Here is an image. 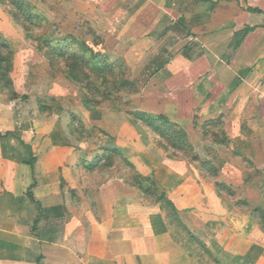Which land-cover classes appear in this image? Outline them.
<instances>
[{
    "label": "crops",
    "instance_id": "obj_1",
    "mask_svg": "<svg viewBox=\"0 0 264 264\" xmlns=\"http://www.w3.org/2000/svg\"><path fill=\"white\" fill-rule=\"evenodd\" d=\"M39 1L26 0L47 22L55 20L62 33L81 41L96 37L98 43L89 46L130 72L137 102L131 112L146 111L189 131L217 122L227 142L210 143L218 158L229 154L216 163L219 169L228 171L233 182L257 171L264 179V0ZM13 22L0 3V34L15 43L23 30ZM21 49L13 47L15 69ZM77 102H83L85 110L78 115L90 124L93 149L121 151L138 172L162 186L167 164L166 171L179 175V181L191 185L197 180L190 163L158 159L152 129L124 109L90 110L89 99ZM20 111L6 113L12 130L22 131L15 121L23 116ZM62 111L32 113L37 118L26 120L24 142L0 138V264H197L174 239L161 211L135 203L125 176H108L99 190L86 184L83 164L94 160L49 133L64 130L58 121ZM234 153L240 160H233ZM204 187H190L191 199L176 202L178 208L210 198L212 189ZM244 222L239 241L256 227ZM254 231L246 251L238 253L243 264H264V231ZM218 257L224 264L234 260L227 252Z\"/></svg>",
    "mask_w": 264,
    "mask_h": 264
},
{
    "label": "rangeland",
    "instance_id": "obj_2",
    "mask_svg": "<svg viewBox=\"0 0 264 264\" xmlns=\"http://www.w3.org/2000/svg\"><path fill=\"white\" fill-rule=\"evenodd\" d=\"M37 1V4H39L40 1ZM3 5L6 7V12L11 15V12L15 8L8 3ZM51 5L52 7L50 8H53V3ZM34 8L35 11H38V8L35 6ZM50 11L56 12V10L52 9ZM29 13L27 10H18L17 14L19 15V19L17 22L14 20L15 22L12 23L13 26L16 23L23 30L22 33H18L20 37L17 39V42H10L9 39L4 38L0 34L2 35L1 38L5 39L10 45L9 51L4 52V54H10L11 50L13 60L8 74L11 77L12 84L7 86L5 81H0V131L5 133L7 132L6 130H12L13 128L10 125V121L13 122L12 119L6 117L7 111L12 110L15 112L17 109L18 111L21 110L20 112H23V116H30H18L15 121L18 122V125H22V131H20L21 128L12 131H16L21 138L20 140L24 142L26 135L23 128L26 120L33 121L36 119L39 111L49 115L56 110H63L60 114L61 118L58 117V121L60 120L64 125V130L60 128H55V131L52 132L49 130L50 135L54 140L71 141L72 144L78 146V149H83L82 154L85 159L92 158L96 161L95 157L100 152L93 149L94 145L92 143L94 141L89 129L90 124L88 120L78 115V112L82 113L85 108L83 102L77 101L79 98H83L84 100L89 99L93 106H88L90 110H95L96 107L107 106L110 108L124 109L132 115L131 111L137 102L133 98L135 87L130 82V72L123 65H115V76H107V78L102 79L98 75H93L88 80L91 89L84 88L77 81L73 80L75 83L72 82L67 79L69 76L65 63L58 64L51 61L50 49H46L45 47L42 49L45 46V41L62 40L68 34L66 35L58 29L55 20L49 22L32 21L29 18V15H31ZM86 41L81 42L87 47H90L89 44L93 45L98 43V39L91 37V35H88ZM72 42L70 40L64 42L62 45H71V49L76 50L78 47L73 45ZM14 45L15 48L22 47L21 53L17 55L19 65L16 69L14 68V59L16 58L13 51ZM89 72L92 73L91 70ZM121 83H125V85L122 87L120 86ZM32 113H37V115ZM49 121L55 123L56 117H51ZM180 132L186 136L180 138ZM160 136L152 130L150 136L154 145L152 148L158 159L159 157L160 160L162 157L177 158L187 164L190 163L192 165L193 175L197 179L196 181H192L191 185L186 181H179L180 176L168 173L166 170L171 167L168 164L164 166L166 169L165 171H161V177L165 187L159 185L163 190H165L164 188H168V190H171L170 192L177 195L174 198L169 196L175 205L177 206L176 202L178 201L181 202L182 200L191 199L190 194L192 193L188 191L191 188L193 190L199 189L200 191L201 187L204 189V185H207L208 188L212 189L210 198L207 197L208 193H204L207 196L201 201L203 204L201 202H199L200 204H184L183 209H179L177 206L179 216L184 222L183 225L180 224L178 219L175 220L174 216L171 218L167 216L161 204L156 200L155 193H144L134 183V176L138 175L139 172L136 166L130 165L124 160V158L126 159L124 155H117L113 166H105V162L103 161L95 169L89 170L88 166L83 164V172L86 173L84 177L86 184L99 190L100 186H105L108 176H125L128 187L131 188L133 195L137 197V199L134 197L135 203L143 202L142 204L152 206L156 211H161L162 219L164 218L171 229L174 239L183 244L197 264H214L210 259L209 250L221 264H224V261L218 257V254L221 252H227L230 259L234 258L231 264H243L245 261L244 256L238 255L239 251H246L245 249L248 246H246L245 242H248V237H254L257 233V231H254L255 229L264 231V228L251 215V209L253 207L264 205V179L262 173L259 171L254 173V170H252L254 167L250 165L249 161H246L250 173L254 174H251L250 177L249 175H245L246 180L244 179L245 181L240 183L232 181L231 176H229L230 174L227 173L228 167L224 168L227 171L226 173L225 171L223 172V168L219 169V165H216V163L219 164V162L226 160L229 154L226 152L225 155L223 154L220 156L221 158H218V150L212 144L216 140H223L225 137L222 127L220 128L218 124L204 125V127L197 126L195 131L175 128L174 131L170 133L166 132ZM171 140L177 142L175 146H173V141L171 142ZM207 140L209 143L206 142ZM210 140L212 143H210ZM232 158L233 160H240L236 153L232 155ZM94 161H89V163H95ZM205 161H211L218 168V175L214 174L211 166L202 168V163ZM147 166H145L146 169H148ZM218 181L227 183L231 188L230 190L233 191V194L231 195L224 189L222 193H218L216 189V182ZM208 188H206L207 191ZM185 194L188 195L186 198ZM238 200H246L249 203L248 207L241 209L243 211L242 214L237 213L239 208L237 209L235 203ZM244 221H246V224L249 223L250 226L251 223L256 222V227L253 231L242 235L241 237L244 238L239 241L237 237L240 235L238 233L242 234L245 230L240 229ZM188 229L192 232V235L203 240L204 246L197 243L193 237H191L193 239L189 237Z\"/></svg>",
    "mask_w": 264,
    "mask_h": 264
},
{
    "label": "trees",
    "instance_id": "obj_3",
    "mask_svg": "<svg viewBox=\"0 0 264 264\" xmlns=\"http://www.w3.org/2000/svg\"><path fill=\"white\" fill-rule=\"evenodd\" d=\"M0 3L12 5L15 9L11 12L13 19L17 22L19 19V15L17 14L18 10H27L30 12L29 18L32 21L37 20L38 22H46L47 19L44 18L38 11H35L34 6L30 3L26 2L25 0H0ZM0 35V81H5V84L11 85L12 80L11 77L8 75L9 70L12 67V52L10 50V54L5 55L4 52L9 51L10 45L5 39L1 38ZM72 40L73 45H76L78 48L76 50L71 49V45L62 44L64 42H68ZM45 46L47 49H50L51 52V61H54L58 64L65 63L67 66V73L69 78L74 81H77L81 85L84 86L86 89H91V85L89 83V79L93 77V75H98L99 78H107V76H115L114 73V66L115 64L109 61L103 54L95 52L93 48L84 46L78 38L73 35H67V37L60 39H55L54 41H45ZM90 55L88 56V54ZM92 71V73L89 72ZM125 83H121L120 86H124ZM134 118L144 125L152 129L158 135H164L166 132L170 133L174 131L175 128H178V125L172 123L171 121L165 119L164 117H159L153 114H150L146 111H136L132 112ZM215 123H209V125H214ZM181 130V129H180ZM15 137L17 139H21L20 136L13 131H7L5 133L0 132V138L6 137ZM160 136V137H161ZM186 136L184 133L180 132V138ZM173 141V142H172ZM217 142L226 143L227 138L224 137L223 140H216ZM173 146L177 143L174 140H171ZM118 156H123L122 152L117 149H103L97 157L95 158V163H91L88 166L89 170H93L96 168L97 165L101 164L103 161L105 162V166H113L114 160ZM124 160L133 165L128 159ZM34 159L32 161V164ZM134 166V165H133ZM213 169L214 174L218 175V168L214 166L211 161H205L202 163V168L210 167ZM138 174V173H137ZM134 183L144 192L147 194L155 193L156 200L161 204L162 209L167 213L168 217H175V220L178 219L181 225L184 224L182 219L179 216V210L175 205L174 201L167 195L166 191L163 190L158 182L152 176H146L139 172L138 175L134 176ZM148 182H150L148 184ZM216 189L218 193H222L223 189L227 190L231 195L233 194L228 186L227 183L218 181L216 182ZM28 195L34 199L33 193L30 191ZM235 205L239 209H243L248 207L249 203L246 200H238ZM251 215L254 220H256L263 228H264V205H258L251 209ZM189 237H193L197 243L204 246L203 240L198 237L192 235V232L188 229ZM191 238V239H193ZM210 259L214 262V264H221L219 263L218 259L215 258L214 254L209 250Z\"/></svg>",
    "mask_w": 264,
    "mask_h": 264
},
{
    "label": "built area",
    "instance_id": "obj_4",
    "mask_svg": "<svg viewBox=\"0 0 264 264\" xmlns=\"http://www.w3.org/2000/svg\"><path fill=\"white\" fill-rule=\"evenodd\" d=\"M115 23H118L117 21H114Z\"/></svg>",
    "mask_w": 264,
    "mask_h": 264
}]
</instances>
